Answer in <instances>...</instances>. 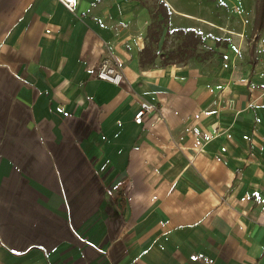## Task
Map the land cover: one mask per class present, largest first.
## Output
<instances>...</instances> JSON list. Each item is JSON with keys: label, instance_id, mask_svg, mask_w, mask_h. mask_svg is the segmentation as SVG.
Wrapping results in <instances>:
<instances>
[{"label": "crops", "instance_id": "0c3cea01", "mask_svg": "<svg viewBox=\"0 0 264 264\" xmlns=\"http://www.w3.org/2000/svg\"><path fill=\"white\" fill-rule=\"evenodd\" d=\"M258 5L0 0V264H264Z\"/></svg>", "mask_w": 264, "mask_h": 264}, {"label": "built area", "instance_id": "2783aa9c", "mask_svg": "<svg viewBox=\"0 0 264 264\" xmlns=\"http://www.w3.org/2000/svg\"><path fill=\"white\" fill-rule=\"evenodd\" d=\"M61 2L69 11H74L75 0H58ZM96 77L102 80L109 81L111 83L119 84L122 80V69L119 62L116 61L109 53L103 55L97 63ZM140 107L134 114V120L141 122L143 116L152 110H158L156 105L141 98Z\"/></svg>", "mask_w": 264, "mask_h": 264}, {"label": "rangeland", "instance_id": "374dc122", "mask_svg": "<svg viewBox=\"0 0 264 264\" xmlns=\"http://www.w3.org/2000/svg\"><path fill=\"white\" fill-rule=\"evenodd\" d=\"M210 2H211V5L212 6H215V4H217V6H220V3H225V6H224V8H222V12H217L219 15H221L220 16V18L222 19V21L226 24V27L224 26V28H227V29H232L233 27H236V22H235V19L237 18L238 19V17L239 18H242V16H240L239 14H241V10H240V7H241V2L243 1V0H213V1H211V0H209ZM245 1H248V2H250L251 4H253L254 3V1L255 0H245ZM235 3V4H234ZM185 4V6H187L188 5V3H184ZM237 4V5H236ZM191 7H193V8H198L197 6H194V5H191ZM234 8L236 9V10H234ZM213 9V8H212ZM215 9H213V11H214ZM152 11V10H151ZM216 12H213V17L214 18H216V17H218L219 15L216 13ZM231 12V13H230ZM233 12H235V13H233ZM240 12V13H239ZM233 14H235V15H233ZM215 24H217V25H219L218 23H215ZM235 24V25H234ZM228 26H230V27H228ZM213 27V26H212ZM214 28V27H213ZM215 29H218V28H215ZM226 29V30H227ZM188 30V29H187ZM225 30V29H224ZM222 31L223 33H228L227 31ZM171 32L173 33L172 34V37H170L169 36V40H168V44H170V46H173V45H176V44H179L180 43V40L179 39H182L181 37L182 36H180V35H178V33L176 32V30H171ZM211 32V31H210ZM187 33V34H186ZM186 36L184 37L185 39L186 38H188V39H190L191 38V35H192V33H189V32H187L186 31ZM169 34H170V31H169ZM195 34V33H194ZM193 34V35H194ZM192 35V36H193ZM197 35V34H196ZM246 35H249V32H248V34H246ZM247 37V36H246ZM201 42V41H200ZM199 50L201 51V53L204 51V53H205V51L206 50H204V48H203V45H202V47L201 46H199Z\"/></svg>", "mask_w": 264, "mask_h": 264}, {"label": "trees", "instance_id": "16d2710c", "mask_svg": "<svg viewBox=\"0 0 264 264\" xmlns=\"http://www.w3.org/2000/svg\"><path fill=\"white\" fill-rule=\"evenodd\" d=\"M258 4L259 5L256 8V15L261 16L263 8H264V0H258ZM159 34H160V24L156 21H153V24H151L148 27V36H149L150 41L154 43L159 37ZM196 43L197 41L194 44ZM155 54L156 53L153 52L152 44L150 45V42H149V44L145 45L142 51L140 52V56H139L140 62L145 63V62L152 60Z\"/></svg>", "mask_w": 264, "mask_h": 264}]
</instances>
